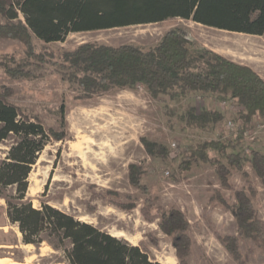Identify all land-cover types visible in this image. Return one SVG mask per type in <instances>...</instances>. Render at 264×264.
<instances>
[{
  "label": "rangeland",
  "instance_id": "1",
  "mask_svg": "<svg viewBox=\"0 0 264 264\" xmlns=\"http://www.w3.org/2000/svg\"><path fill=\"white\" fill-rule=\"evenodd\" d=\"M19 19L23 21L20 11L13 19L0 14L2 23ZM173 26L185 30L194 48L210 49L248 65L264 79V35L228 31L180 17L69 32L62 40L49 42L31 34L30 49L16 37H0V63L25 74L10 75L0 65V91L24 114L38 118L50 133L28 173L25 200L36 208L48 203L140 244L151 258L164 264H180L171 235L159 226L162 212L177 208L189 223L187 264H264L260 240L239 235L231 212L234 191L244 189L264 233V186L249 161L251 150L264 152V119L253 116L243 136L237 138L239 107L230 100L218 101L209 92L153 97L145 85L138 84L89 93L63 75L69 64L66 53L81 43H130L148 49ZM188 105L219 111L222 117L204 127L187 125L183 114ZM141 137L164 145L167 154H148ZM208 139H226L225 151L243 157L242 167L237 168L226 163L221 150L209 151V156L227 164L229 186L221 184L210 161L197 158L188 169L180 165L190 146ZM7 148V142L0 143V159ZM131 164L138 184L131 182ZM5 199L17 200L13 185H0V258L25 264H66L62 250L51 246L55 239L47 233L39 244L22 240L17 224L7 217ZM225 236L238 238L239 259L227 249Z\"/></svg>",
  "mask_w": 264,
  "mask_h": 264
},
{
  "label": "trees",
  "instance_id": "2",
  "mask_svg": "<svg viewBox=\"0 0 264 264\" xmlns=\"http://www.w3.org/2000/svg\"><path fill=\"white\" fill-rule=\"evenodd\" d=\"M23 21L0 22V37H16L31 47L30 35L49 42L62 40L69 32L151 23L172 17L192 19L204 25L228 31L264 35V0H0V14ZM69 64L63 75L74 80L89 93L112 87L133 88L143 84L153 97L169 93L185 96L188 92H209L218 101L230 100L239 107V135L253 116L264 119V79L248 65L231 60L210 49H196L184 29H167L160 41L148 49L123 43L118 46L84 42L66 53ZM1 66L13 76L22 70ZM0 91V143L7 142L5 156L0 159V185H13L17 200H6L8 219L16 223L25 243L39 244L43 233L53 237L54 249H61L66 264H164L151 258L140 244L117 237L91 223L81 221L48 203L33 207L25 200L27 176L37 154L50 140V133L38 118L24 114L6 100ZM219 111L197 109L188 105L183 119L187 125L204 127L221 119ZM146 152L164 156V145L141 137ZM226 139H208L189 147L180 165L188 169L200 158L215 165L223 186H229L227 164L242 167L239 152H226ZM221 150L226 163L210 150ZM264 186V152L251 150L249 159ZM131 182L138 184L133 173ZM133 170V171H132ZM255 190H251V194ZM231 212L239 235L260 240L264 248L263 223L255 216L250 197L244 189L234 191ZM161 230L171 235V243L180 264L186 263L190 238L189 223L177 208L162 212ZM227 249L239 259L236 236H225ZM68 245H65V243Z\"/></svg>",
  "mask_w": 264,
  "mask_h": 264
},
{
  "label": "bare ground",
  "instance_id": "3",
  "mask_svg": "<svg viewBox=\"0 0 264 264\" xmlns=\"http://www.w3.org/2000/svg\"><path fill=\"white\" fill-rule=\"evenodd\" d=\"M0 264H25V263L13 259L0 258ZM169 264H175V262L171 261L169 262Z\"/></svg>",
  "mask_w": 264,
  "mask_h": 264
},
{
  "label": "built area",
  "instance_id": "4",
  "mask_svg": "<svg viewBox=\"0 0 264 264\" xmlns=\"http://www.w3.org/2000/svg\"><path fill=\"white\" fill-rule=\"evenodd\" d=\"M224 102H226V101H224ZM224 102H223V103H224ZM173 145H174V144H173Z\"/></svg>",
  "mask_w": 264,
  "mask_h": 264
}]
</instances>
